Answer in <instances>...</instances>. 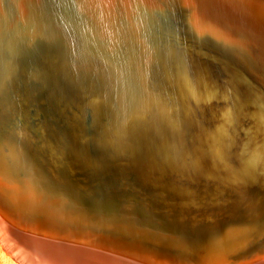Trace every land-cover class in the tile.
Segmentation results:
<instances>
[{"label": "bare ground", "instance_id": "6f19581e", "mask_svg": "<svg viewBox=\"0 0 264 264\" xmlns=\"http://www.w3.org/2000/svg\"><path fill=\"white\" fill-rule=\"evenodd\" d=\"M262 97L264 0H0V215L47 264H264Z\"/></svg>", "mask_w": 264, "mask_h": 264}, {"label": "water", "instance_id": "95a60500", "mask_svg": "<svg viewBox=\"0 0 264 264\" xmlns=\"http://www.w3.org/2000/svg\"><path fill=\"white\" fill-rule=\"evenodd\" d=\"M191 159L193 160L191 162V165H193L194 168L199 167L202 170L201 174L197 173L196 171L195 172L193 171L194 174L192 175L196 178L197 184L199 186V194H198V200H199L204 196L203 190L212 193L215 192L216 187L214 185H210V180L216 179V177H214L212 175V172L207 169L209 162L208 160H206L204 156H199L198 158H191ZM187 160L188 158H185V160H182V162H186ZM258 165L259 164L257 163L256 159H251V166L253 167L254 170L255 168H257ZM179 170L186 174L187 173L190 174V171L187 170V167L185 165H181L179 167ZM142 179L148 185L151 184V180L149 178L144 177ZM206 179L208 180V182L206 181ZM211 206L215 207L214 202L212 203ZM196 207L200 208L199 202H197ZM0 230L7 244L10 245L21 256V258L26 259L28 261L35 262L36 264L37 263L47 264V263H51L47 258V256L49 258H53L54 260L56 259L58 261L60 260V258L62 260V257L64 258L67 256L65 254H62L68 252L64 249H62V253L54 251L50 244L52 243L54 245L56 244L44 238L46 237V235L41 234L40 232L34 230L22 228L21 226L15 224V222L12 221L9 217H6L4 213H1L0 215ZM52 238L54 239V237ZM48 250L51 251L49 254H48ZM175 252L183 254L179 250H176ZM73 262H75V260Z\"/></svg>", "mask_w": 264, "mask_h": 264}, {"label": "rangeland", "instance_id": "374dc122", "mask_svg": "<svg viewBox=\"0 0 264 264\" xmlns=\"http://www.w3.org/2000/svg\"><path fill=\"white\" fill-rule=\"evenodd\" d=\"M0 264H23L0 239Z\"/></svg>", "mask_w": 264, "mask_h": 264}, {"label": "snow or ice", "instance_id": "6c2138e0", "mask_svg": "<svg viewBox=\"0 0 264 264\" xmlns=\"http://www.w3.org/2000/svg\"><path fill=\"white\" fill-rule=\"evenodd\" d=\"M185 83L190 84V81H188L187 79H185ZM132 109L134 111H144L147 107L146 104H144L142 101L137 100L136 98H133V100L131 101V105ZM259 107L261 109L262 112H264V97H262L259 101ZM230 118V116L228 117ZM6 178V173L0 169V180H3Z\"/></svg>", "mask_w": 264, "mask_h": 264}]
</instances>
